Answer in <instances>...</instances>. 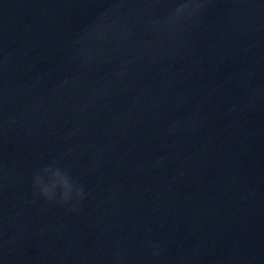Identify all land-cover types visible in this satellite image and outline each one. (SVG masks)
Wrapping results in <instances>:
<instances>
[{"label":"water","instance_id":"95a60500","mask_svg":"<svg viewBox=\"0 0 264 264\" xmlns=\"http://www.w3.org/2000/svg\"><path fill=\"white\" fill-rule=\"evenodd\" d=\"M172 7L0 0V264H264V0L151 31ZM53 161L77 212L33 198Z\"/></svg>","mask_w":264,"mask_h":264},{"label":"clouds","instance_id":"9594fccd","mask_svg":"<svg viewBox=\"0 0 264 264\" xmlns=\"http://www.w3.org/2000/svg\"><path fill=\"white\" fill-rule=\"evenodd\" d=\"M171 2L174 7L166 16L149 20L148 27L151 31L174 36L183 31L189 22L198 21L212 0H171ZM108 27L106 16L102 15L98 18V22L86 29L80 37L78 43L85 44V47L80 50L79 55L85 63L92 58L91 49L86 46L87 43L93 39L103 38ZM7 60L8 58L4 57L3 63H7ZM124 75H126V68L117 73V76ZM173 130H175V126ZM31 189L34 199L41 200L48 206L67 208L72 212H77L87 197L80 181L71 175L70 170L61 167L56 161L33 172ZM147 248L154 260H159L162 257L163 248L159 243L150 241ZM123 261L124 257L117 248L114 264H123Z\"/></svg>","mask_w":264,"mask_h":264}]
</instances>
